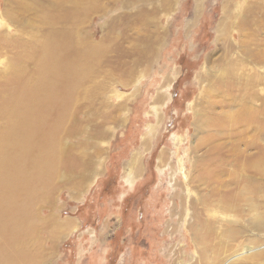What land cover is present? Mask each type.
<instances>
[{"label": "rangeland", "instance_id": "374dc122", "mask_svg": "<svg viewBox=\"0 0 264 264\" xmlns=\"http://www.w3.org/2000/svg\"><path fill=\"white\" fill-rule=\"evenodd\" d=\"M160 1L164 2L147 0L134 6L119 2L86 14L79 23L86 48L112 46L111 52L97 59L102 63L98 72L88 74L90 84L100 92L96 104L107 105L104 111L108 106L124 108L116 109L106 121L99 112L103 109L80 117L87 130L105 124L108 137L96 142L104 149L102 163L90 178L73 186L60 185L40 205L29 246L34 264H200L195 232L203 233L204 226L214 233L216 259L237 253L240 248L234 246L242 239L250 250L257 249L252 252L264 251V233L248 231L229 242L231 232L255 219V213L241 217L205 207L209 190L191 182L197 177L192 168L196 154L205 151L199 141L212 136L211 123L242 120L246 106L258 117L261 114L264 0H171L169 10L156 13L152 24L135 28L140 15L160 6ZM6 25L0 24V32L7 30L3 31L7 38L17 35L15 24ZM21 31L29 33L31 28ZM138 35L146 36L147 44L145 57L137 63V54H132L136 46L126 36ZM159 35L152 49L151 40ZM11 57L0 54V70L8 68ZM216 81L221 82L218 88ZM87 99L92 101L90 96ZM232 132L239 164L252 153L260 156L258 144L246 147L254 132H243L240 126ZM78 135L69 143L84 148L88 138ZM216 135L222 138L216 142L211 137L212 142L223 143L222 151H228L231 139L221 131ZM196 145L200 151H194ZM230 167L219 168L229 173L221 180L229 181ZM135 169L139 174L134 175ZM208 257L212 264L213 253ZM247 262L264 264V258Z\"/></svg>", "mask_w": 264, "mask_h": 264}, {"label": "bare ground", "instance_id": "6f19581e", "mask_svg": "<svg viewBox=\"0 0 264 264\" xmlns=\"http://www.w3.org/2000/svg\"><path fill=\"white\" fill-rule=\"evenodd\" d=\"M144 1L147 0H2L1 26L5 28L6 23L15 24L19 31L16 30L17 35L9 38L3 33L7 30L0 32V54L10 53L12 56L8 68L0 70V264H34V254L29 246L37 230L40 205L60 189V185H77L84 178H90L93 169H97V172L100 169L104 149L96 142L108 137L105 124L102 122L93 130H87L80 117L92 109L99 111L107 106L102 102L96 104L100 92L95 90L93 83L90 84L88 74L92 73L93 76L98 72L102 63L97 59L101 53L112 50V46L105 50L101 45L86 48V43L80 37L79 23L86 14L99 8L107 9L119 2L134 6ZM169 2L171 0H164L147 15H140L135 28L142 23L152 24V17L156 13L169 10ZM27 27L31 28L29 33L21 31ZM126 38L136 46L132 54H137L138 63L145 57L147 38L144 35ZM158 38L160 35L151 40L152 49L158 43L155 42ZM220 84L216 81V88ZM116 93L118 97L121 96L119 92ZM262 101L261 104H264ZM110 107L99 111L104 121L111 118L116 109L124 108L122 105ZM252 110L246 106L242 120L235 121V117L232 121L228 118V122L215 120L208 124L212 129L210 136L218 142L222 137L216 133H225L232 141L231 147L223 152L226 145L221 147L223 143L217 144L212 142L211 137H206L209 141H199L205 151L196 154L195 163L192 164L197 177L191 182L206 186L209 190L208 200L203 201L205 207L211 206L241 217L251 212L256 214L255 219L248 220L246 225L231 232L229 242L242 238L248 231L264 233V106L259 117ZM239 126L243 127V132L255 133V138H251L246 147L251 149L258 144L260 150L259 157H255L254 153L245 156L241 165L238 144L233 143L236 133L232 132ZM229 131L232 133L228 134ZM78 134L88 138L87 141L83 140L84 148L80 144L69 143ZM198 146L194 151L199 149ZM201 164H206L205 168L201 169ZM222 165L232 168L229 181L221 180V176L229 174L224 169L219 170ZM238 167L240 174L236 171ZM135 170L134 175L139 174L140 170ZM63 178L67 180L62 181ZM203 229V233L199 229L197 232L194 230L201 247L200 264H211L209 252L215 258H212V264H248L251 258H264L262 248H259V254L254 253L252 251L257 249L250 250L251 245L246 246V240L242 239L238 246H234L240 248L237 253L234 251L230 257H224L222 251L220 256L223 258L216 259L214 233L205 226ZM240 252L246 254L237 256ZM233 260L236 261L231 263Z\"/></svg>", "mask_w": 264, "mask_h": 264}]
</instances>
